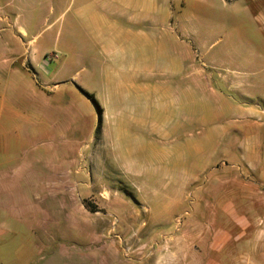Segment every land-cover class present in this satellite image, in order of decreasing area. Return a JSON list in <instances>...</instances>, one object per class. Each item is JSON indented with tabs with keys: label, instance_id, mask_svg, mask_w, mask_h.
<instances>
[{
	"label": "rangeland",
	"instance_id": "1",
	"mask_svg": "<svg viewBox=\"0 0 264 264\" xmlns=\"http://www.w3.org/2000/svg\"><path fill=\"white\" fill-rule=\"evenodd\" d=\"M9 1L0 47L40 57L28 71L44 97L14 93L0 117V264L60 248L137 264L133 244L159 239L149 226L176 191L190 201L209 175L240 174L234 160L264 158V0ZM144 68L146 91L129 90ZM239 68L246 84L230 91L222 79ZM251 108L262 130L245 138Z\"/></svg>",
	"mask_w": 264,
	"mask_h": 264
},
{
	"label": "crops",
	"instance_id": "2",
	"mask_svg": "<svg viewBox=\"0 0 264 264\" xmlns=\"http://www.w3.org/2000/svg\"><path fill=\"white\" fill-rule=\"evenodd\" d=\"M0 1L4 3L5 9L9 8V0ZM164 2L165 0H153L152 3L157 8L161 3L165 4ZM148 9L150 11V7ZM162 14L167 19L173 16L166 7H163ZM259 14L264 22V8ZM18 32L20 36L26 35L22 28H19ZM136 34L144 35L140 30H137ZM30 53L32 52H27V47L20 55L18 50L0 47V117L7 110L8 96L13 100V94L17 93L19 99L32 103L40 100V95L43 94L40 93L38 83L28 70L39 69L44 65L41 64L37 54ZM255 68L262 67L258 64ZM21 70L27 74H23ZM240 70L239 68V71H231L234 73L233 77L222 79L228 90L238 92L243 90L241 86L246 84V81L241 75L246 73ZM191 73L197 77L196 82L210 78L209 76L200 79L196 67ZM15 75L19 78V84L13 82ZM7 78H10L11 82ZM149 79V68L132 72L127 78L129 90L130 87L142 85L140 91H146L145 86L149 84ZM263 80L264 78L261 79L262 83ZM262 114L263 111L255 108L244 112L245 122L241 131L245 132V138L248 132L255 134L261 132L262 123L257 124L256 117ZM245 148L258 151L257 147ZM242 158L229 164L233 172L239 170L240 174L209 175L204 185L195 187L191 193L192 200L186 199L188 194L184 190L174 193L171 204L164 205L162 216H155L149 226L150 229L158 230L154 232L159 235V239L149 238L143 243L133 244V252L138 256L137 264H264V216L262 215L264 214V173L258 167L264 158ZM244 170L248 173H244ZM247 177H254L255 183H250ZM186 203L189 204V208L183 210L179 216L173 217L175 225L170 229V216L183 208ZM258 213L260 215H257ZM176 218H180L181 221L176 223ZM168 229L169 233L165 231ZM148 235L151 236L150 233ZM50 252L46 257H40L37 264H93L85 254H71L63 248L58 252H54V249ZM118 258L116 254L111 264H119L116 262ZM98 264L103 263L99 261Z\"/></svg>",
	"mask_w": 264,
	"mask_h": 264
},
{
	"label": "built area",
	"instance_id": "3",
	"mask_svg": "<svg viewBox=\"0 0 264 264\" xmlns=\"http://www.w3.org/2000/svg\"><path fill=\"white\" fill-rule=\"evenodd\" d=\"M179 223V222H178Z\"/></svg>",
	"mask_w": 264,
	"mask_h": 264
}]
</instances>
